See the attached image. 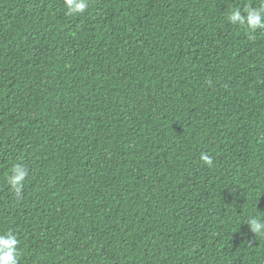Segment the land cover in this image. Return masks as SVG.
I'll use <instances>...</instances> for the list:
<instances>
[{
	"label": "trees",
	"instance_id": "1",
	"mask_svg": "<svg viewBox=\"0 0 264 264\" xmlns=\"http://www.w3.org/2000/svg\"><path fill=\"white\" fill-rule=\"evenodd\" d=\"M260 3L0 0V234L20 264H264L244 223L264 215V29L227 20Z\"/></svg>",
	"mask_w": 264,
	"mask_h": 264
},
{
	"label": "clouds",
	"instance_id": "2",
	"mask_svg": "<svg viewBox=\"0 0 264 264\" xmlns=\"http://www.w3.org/2000/svg\"><path fill=\"white\" fill-rule=\"evenodd\" d=\"M64 7L67 15H80L89 8V0H64ZM227 20L230 24L237 25L249 33L255 32L257 29H264V0H261L259 7L246 5L242 10L239 8L230 10ZM200 160L209 168L213 167V157L209 154L202 152ZM9 172L11 174L6 176V183L17 198H22L21 193L29 176V168L22 162L15 163ZM262 221H264V215L257 214L249 216L244 223L248 224L254 236L264 237ZM19 245L18 237L12 231L0 234V264H20L22 252Z\"/></svg>",
	"mask_w": 264,
	"mask_h": 264
}]
</instances>
